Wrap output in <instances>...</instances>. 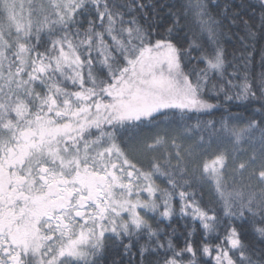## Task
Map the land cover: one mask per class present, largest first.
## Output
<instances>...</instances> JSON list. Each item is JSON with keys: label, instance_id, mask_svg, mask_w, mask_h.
Returning a JSON list of instances; mask_svg holds the SVG:
<instances>
[{"label": "snow or ice", "instance_id": "snow-or-ice-1", "mask_svg": "<svg viewBox=\"0 0 264 264\" xmlns=\"http://www.w3.org/2000/svg\"><path fill=\"white\" fill-rule=\"evenodd\" d=\"M0 264H264V0H0Z\"/></svg>", "mask_w": 264, "mask_h": 264}, {"label": "trees", "instance_id": "trees-1", "mask_svg": "<svg viewBox=\"0 0 264 264\" xmlns=\"http://www.w3.org/2000/svg\"><path fill=\"white\" fill-rule=\"evenodd\" d=\"M218 2H220V3H224V0H218ZM234 2H236V3H239V2H241V0H234ZM259 47V46H258ZM239 114H241V115H244L245 113L243 112V110L241 109V110H239ZM218 118V117H217ZM244 181H246L247 180V174H245V176L242 178ZM163 186V185H162ZM201 195L203 196V199H204V201H209V200H211L212 198H213V192H212V189L209 187V186H207V185H205L204 187H203V190H202V192H201Z\"/></svg>", "mask_w": 264, "mask_h": 264}, {"label": "rangeland", "instance_id": "rangeland-1", "mask_svg": "<svg viewBox=\"0 0 264 264\" xmlns=\"http://www.w3.org/2000/svg\"><path fill=\"white\" fill-rule=\"evenodd\" d=\"M158 183H159V181H158Z\"/></svg>", "mask_w": 264, "mask_h": 264}]
</instances>
